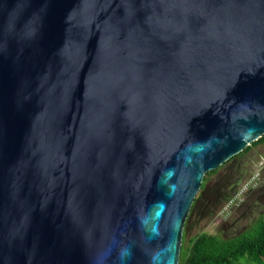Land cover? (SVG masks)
I'll use <instances>...</instances> for the list:
<instances>
[{"label": "water", "instance_id": "95a60500", "mask_svg": "<svg viewBox=\"0 0 264 264\" xmlns=\"http://www.w3.org/2000/svg\"><path fill=\"white\" fill-rule=\"evenodd\" d=\"M262 136L264 0H0V264H178Z\"/></svg>", "mask_w": 264, "mask_h": 264}, {"label": "rangeland", "instance_id": "374dc122", "mask_svg": "<svg viewBox=\"0 0 264 264\" xmlns=\"http://www.w3.org/2000/svg\"><path fill=\"white\" fill-rule=\"evenodd\" d=\"M215 171L205 184L202 202L198 203L194 215L190 217L184 233L186 240L200 233L233 237L253 223L264 209V144L252 146L247 153L234 156ZM252 177L256 178L254 191L247 192L241 201L238 198L229 204Z\"/></svg>", "mask_w": 264, "mask_h": 264}, {"label": "trees", "instance_id": "16d2710c", "mask_svg": "<svg viewBox=\"0 0 264 264\" xmlns=\"http://www.w3.org/2000/svg\"><path fill=\"white\" fill-rule=\"evenodd\" d=\"M259 144H264V136L247 146L241 153L245 154L252 146ZM215 173L216 171L205 174L201 192L194 199L196 204L189 211L183 228L178 264H264V209L253 223L233 237L224 238L219 234L200 233L186 240L184 233L188 229L190 217L204 198L208 177ZM214 214L215 211L210 216Z\"/></svg>", "mask_w": 264, "mask_h": 264}, {"label": "built area", "instance_id": "2783aa9c", "mask_svg": "<svg viewBox=\"0 0 264 264\" xmlns=\"http://www.w3.org/2000/svg\"><path fill=\"white\" fill-rule=\"evenodd\" d=\"M254 180H255V178L252 177L251 179H249L248 181H246V182L244 183V185L242 186L241 190H240V191L236 194V196L233 198V200L236 199L237 197H239L240 195H242L245 191H247V190L253 188V187H254Z\"/></svg>", "mask_w": 264, "mask_h": 264}, {"label": "clouds", "instance_id": "9594fccd", "mask_svg": "<svg viewBox=\"0 0 264 264\" xmlns=\"http://www.w3.org/2000/svg\"><path fill=\"white\" fill-rule=\"evenodd\" d=\"M250 145H251V144H250ZM204 176H205V175H204ZM250 179H251V178H250ZM255 179H256V178H255ZM202 180H203V179H202ZM247 181H248V180H247ZM201 184H202V183H201ZM243 185H244V184H243ZM243 185H242V186H243ZM241 188H242V187H241ZM241 188H240V190H241ZM200 189H201V188H200ZM254 189H255V180H254V187H253V188H251V189L245 191L242 195H240L239 197H237L236 199L233 200V198L236 196V194L240 191V190H239V191H238V192L232 197V199L230 200L229 204H232L233 202H236L238 198H240L238 201H241V197H243L247 192L254 191ZM199 191H201V190H199ZM197 195H198V193H197ZM197 195H196V196H197ZM196 196H195V197H196ZM194 204H196V202L193 200L191 207L194 206ZM190 209H191V208H190ZM189 211H190V210H189ZM187 217H188V216H187ZM182 234H183V232H182Z\"/></svg>", "mask_w": 264, "mask_h": 264}, {"label": "flooded vegetation", "instance_id": "af4514ba", "mask_svg": "<svg viewBox=\"0 0 264 264\" xmlns=\"http://www.w3.org/2000/svg\"><path fill=\"white\" fill-rule=\"evenodd\" d=\"M233 177L236 179L237 178V176H235V175H233Z\"/></svg>", "mask_w": 264, "mask_h": 264}]
</instances>
